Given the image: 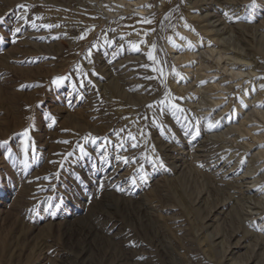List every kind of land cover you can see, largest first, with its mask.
<instances>
[{
    "label": "rangeland",
    "instance_id": "1",
    "mask_svg": "<svg viewBox=\"0 0 264 264\" xmlns=\"http://www.w3.org/2000/svg\"><path fill=\"white\" fill-rule=\"evenodd\" d=\"M132 1L147 8L143 14L134 5L103 18L96 8L122 5L0 0V264H217L206 234L218 222L226 227L231 204L217 197L219 212L205 228L174 164L184 159L193 174L208 168L212 159L193 157L216 152L199 146L216 116L218 131L261 124L250 111L264 110V96L255 107L250 101L262 89L248 83L246 96L234 93L230 102L221 70L211 76L214 61L198 52L211 43L201 26L218 18L264 79V0ZM193 52L186 64L173 61ZM257 151H246L239 168L225 170L226 161L216 172L235 179Z\"/></svg>",
    "mask_w": 264,
    "mask_h": 264
},
{
    "label": "bare ground",
    "instance_id": "2",
    "mask_svg": "<svg viewBox=\"0 0 264 264\" xmlns=\"http://www.w3.org/2000/svg\"><path fill=\"white\" fill-rule=\"evenodd\" d=\"M116 1L122 5L120 6V9L117 7L116 9H113L112 7L114 6H111L110 8V5L103 9L98 7L96 8L98 11L97 14L103 18L114 15V10L120 11L121 14H128L127 8L134 5L138 6V10L135 11V13L143 14L144 10L147 9L142 3H140V1ZM129 1L131 2L129 3ZM191 17L197 18L198 15ZM221 24L222 21L216 18L212 22H207L201 26L202 34L208 37L207 40L211 43L206 44L205 49H203V51L205 50L204 52L198 53L200 56L202 54L203 57H209L214 61V63L209 64V66H215L217 69H215L216 71L211 76H214L221 70V76H224L220 80H222L223 83H226L222 88L232 95L229 98L230 102H233L234 93L240 94L243 97L246 96L248 83L258 89H262V91L260 90V92H258V94L250 101L251 105L255 107L254 104L260 103L262 96H264L263 88L260 86L261 84H264V79L257 71L260 66L257 69L255 59H249V57L244 54L245 52L242 47L231 42L229 37H224L228 32L225 26ZM194 56L195 53L193 52L187 53L186 55H176L172 58L174 62L181 64L182 62H189L190 58ZM197 58H199V56ZM202 62L203 59L200 60L199 58L198 63L200 64ZM186 70L189 69L186 68ZM199 71L200 70H198V72ZM201 71L205 70L201 69ZM220 83L221 82L218 81V83H215L214 87H219ZM210 92H212V90ZM220 99H222V97H220ZM220 99L216 98L212 103H216ZM253 109L254 111H252V109L250 111L252 112L251 117L260 120L261 124H256L254 122L252 128L244 127V123H239L238 126H226L227 124H222V126H225L226 128L222 131H218L221 124H218L219 119H216L217 116L215 117V121L209 125L207 124L208 132L204 135L206 143L199 146L207 147V143H209V146L217 147L216 152L218 154L216 152L212 153V149H203L202 154L194 156L193 159L201 161V163H209V159H212L210 162L213 163L212 166H210L209 163L208 168H202L200 172L195 171L193 174L192 171L188 169V165L185 164L184 159L179 160V164H174L175 172H177L182 179L184 194L189 197V204L198 216L201 217L202 224L207 222V224L204 225L205 228L208 229V227L212 225V221L207 218L210 216L212 217L214 214L217 215L219 212L220 200L214 202V200H217V197H222L221 204H224L226 201L231 204V213L226 222V227L224 221L218 222L216 227L218 230H213L206 234L208 246L214 251V257L217 264H264V173L258 176L259 172L264 169V147L261 146L264 145V127L261 134H255V132H258L257 127L259 125L264 126V110L261 111L259 108L257 109V107ZM244 119L250 120L252 118H250V115L247 113ZM215 123V126L210 127V125H214ZM242 137L246 139L244 142L241 141ZM250 148H258V151L255 152L252 157H249V161L242 174H234L236 175L235 179H229L224 177V175H218L216 170L225 167L223 164L226 161L229 162V166L225 167V170L235 167L239 168L241 166L240 158ZM260 148L261 150H259ZM164 149L169 157H175L174 154L171 153V148L165 146ZM226 152H228V156H223ZM221 159H223V161H221ZM228 159H235V161ZM234 225L237 226L236 231H230V229L227 231V227H233ZM178 226L180 227V225ZM238 229L241 230L240 236L237 234ZM247 238H249V241L246 246L243 243ZM242 247L248 248L247 251L249 255H245L241 258L235 256ZM256 252L260 254L261 260L258 263H253V255H255ZM230 260H232V262H230Z\"/></svg>",
    "mask_w": 264,
    "mask_h": 264
},
{
    "label": "snow or ice",
    "instance_id": "3",
    "mask_svg": "<svg viewBox=\"0 0 264 264\" xmlns=\"http://www.w3.org/2000/svg\"><path fill=\"white\" fill-rule=\"evenodd\" d=\"M20 7L23 8V7H25V5H20ZM144 22H145V23H151V21H148V20H145ZM33 26H35V25H33ZM45 27H53V25H45ZM19 30H20V29L18 28L16 31H19ZM181 38L183 39V37H181ZM170 39H171V38H170ZM172 42H173V46H174V47H178V45H175V42H174V41H172ZM132 47L138 50V45L133 44ZM155 47H156V45L153 44V45H152V48L155 49ZM147 55H148L149 60H152L154 63H159V61H157V60L155 59V57L153 56V53H152L151 51L148 52ZM153 70L155 71L156 69H153ZM172 71H173V72H174V73H175L180 79H183L182 74L179 73V72H177L176 69H175V67L172 68ZM62 80H63V78H57V80L54 81V82H60V81H62ZM202 83H203V82H202ZM262 87H264V85H262ZM160 103H161V104H164L165 101H161ZM169 103H170V106H171L172 109H175V110H181L178 104H176V103H172L171 101H169ZM53 123H55L54 118H53ZM212 126H213V125H210V127H212ZM197 134H198V133H197ZM23 136H24L25 138H28V137H29V130H28V129H25V130H24V132H23ZM133 146L135 147V145H133ZM261 146L264 147V145H261ZM25 150H27V145H25ZM83 151H84V149H83V147H81V152H83ZM160 163H161V166H163V161H161ZM141 178L143 179V178H145V177L142 176Z\"/></svg>",
    "mask_w": 264,
    "mask_h": 264
}]
</instances>
